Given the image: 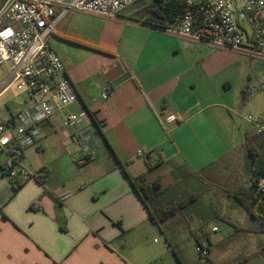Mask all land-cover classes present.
<instances>
[{"label":"crops","instance_id":"crops-1","mask_svg":"<svg viewBox=\"0 0 264 264\" xmlns=\"http://www.w3.org/2000/svg\"><path fill=\"white\" fill-rule=\"evenodd\" d=\"M131 7L117 19L72 12L58 22L49 43L89 113L95 154L81 161L80 146L47 125L46 137L25 150L23 162L30 175L43 174V183L35 177L13 182L0 167V264H175L172 255L188 264L182 250L188 233L195 241L207 237L210 264H224L217 251L224 242L227 251H243L228 264H264V235L249 230L246 213L228 193L239 183L224 180L235 157L250 159L251 147L264 149V126L246 133L245 146L232 117L242 105L264 116L262 62L246 67L234 103L227 59L232 51L153 28L144 23L143 8ZM258 70L254 87L248 75L257 77ZM107 88L115 93L103 100ZM26 105L15 112L9 106L0 123ZM160 113L185 121L167 123ZM207 172L222 174L228 186L209 183ZM140 177L160 183L158 205L199 196L159 227L133 188L131 178ZM213 219L227 224L224 236L214 238L220 229L210 228Z\"/></svg>","mask_w":264,"mask_h":264},{"label":"built area","instance_id":"built-area-1","mask_svg":"<svg viewBox=\"0 0 264 264\" xmlns=\"http://www.w3.org/2000/svg\"><path fill=\"white\" fill-rule=\"evenodd\" d=\"M140 0H0V69L9 63L10 72L0 82V96L16 86L27 98V105L8 121L0 123V162L3 173L13 182L31 177L44 182L42 173L30 175L23 168L24 152L46 137V126L67 135L80 146L78 158L92 160L95 148L90 143L89 113L82 107L66 68L49 43L57 24L72 12L117 19ZM182 12L166 28L172 36L214 49L233 51L262 62L259 88L264 94V0H177ZM115 91L107 88L101 98L109 100ZM167 123L180 124L185 116L159 114ZM249 121L264 126L262 118ZM257 194L264 198V174ZM217 228L213 227V231ZM198 238L196 250L209 255Z\"/></svg>","mask_w":264,"mask_h":264},{"label":"rangeland","instance_id":"rangeland-1","mask_svg":"<svg viewBox=\"0 0 264 264\" xmlns=\"http://www.w3.org/2000/svg\"><path fill=\"white\" fill-rule=\"evenodd\" d=\"M194 1H199V0H194ZM153 2H154V0H140L136 5L132 6L131 8L132 9L145 8ZM51 38L49 39V42H51L54 39V38H52V39ZM212 49H214V48H212ZM214 50H217V49H214ZM227 59L231 65L229 67L228 71L232 74L231 78H232V84H233V89H232V91H230L231 97H229V99H233L234 103H235L238 99V95L236 93L237 87L243 83V77H245V75H247V72H248L246 67L249 65H253V67L255 66L258 68V62H257L258 60L252 59L251 57H249L247 55L238 54V53L233 52V51H232V53L227 54ZM218 65H220V63H218ZM10 68H11V64L9 63L8 65H6L0 69V79L1 80L3 79V77H5L10 72ZM260 71L258 70L257 77H256V75H254L253 72H249L248 77L249 76L253 77L252 85L254 87L258 86L257 82H258V78L260 76ZM26 100H27V98H26L25 94L22 91H19L16 88V86H14L10 90H8L5 94L0 96V120L5 119L6 116L9 115V110H8L9 106H11L12 112H15L20 106L24 105ZM249 116H253L254 118H262L264 120V116L263 117L258 116L252 110H250L249 108H247L246 106H243V105L236 107V109L234 111H232V117L234 119L238 134L242 135L241 140H243V141H242V143L241 142L240 143L245 145V146L248 144L247 141L244 139L246 133L254 135L257 132L256 127H254L255 124L247 119ZM252 149H253L254 153L256 154V159L259 161H264V149L256 148V147H252ZM4 159H5V156L2 155L0 157V162L3 161ZM250 159H251V157H250ZM250 159L246 156V154H244V155L239 154V156L237 158L235 157L233 159V161L235 162L234 163V169L232 171L228 169L226 171V177L223 176L222 174H221V176H219L220 175L219 173L218 174L217 173L216 174H213V173L210 174L208 172L205 173V176L207 177V180L209 183L215 184L216 186H219V187L225 186V188H226L228 186L222 180V178H224V177L226 178V179H224L225 181L230 180L233 184L239 183L235 187L240 186V185L244 184L243 181H245V177H246L247 172H248ZM229 163L230 162H227V161L224 162V166H225V164L227 165ZM219 168H222V164L219 165ZM240 179H242V180H240ZM227 189L230 191L232 189V187L228 186ZM231 215L233 217H235V216H237V213L234 211H231ZM213 224L217 225L220 229V231L217 233V235L214 236V234H213L214 238L224 236L226 230L228 229L227 224L220 219H213L212 221H210L209 222L210 228L212 227ZM154 238H156L157 241H160V243L162 241L164 242V239H162L161 236L156 235ZM151 241H152V243H154V239H152ZM152 245L156 246V244H152ZM205 245L207 246L208 242H205ZM196 247H197V243L194 240L193 235L188 233L187 237H184V242H183V249H182L183 250V256H184L183 260H185L188 264H210L206 257H201L199 255V253L196 250ZM226 248H227V243L224 242L223 244H220V246H218V250H217L219 255L221 256V258H220L221 262L224 264H228V262L230 263L231 260L236 258L239 254H241V256H243L242 250L234 249L232 251L231 250L227 251ZM231 252H232L233 257H231V255H230ZM183 256H181V257L183 258ZM172 257L175 261V264H179V262H177L176 256L172 255ZM218 264H220V263H218Z\"/></svg>","mask_w":264,"mask_h":264},{"label":"trees","instance_id":"trees-1","mask_svg":"<svg viewBox=\"0 0 264 264\" xmlns=\"http://www.w3.org/2000/svg\"><path fill=\"white\" fill-rule=\"evenodd\" d=\"M182 10L183 5L177 0H154L153 3L141 10V16L144 18V23L153 28L161 29L169 26ZM249 151L251 164L248 181L228 191V193L237 199L241 210L246 213L250 223L249 230L264 235V198L256 192L258 182L264 174V163L256 159V154L252 147ZM146 162L148 169H152L154 164L150 160L149 155L146 157ZM131 182L134 190L147 207L150 220L159 227L199 196L197 193L190 194L179 201H171L164 205H158L156 200L162 193L160 183H147L144 177L138 179L131 178ZM192 232L194 236H197L196 238L199 237L197 230H193Z\"/></svg>","mask_w":264,"mask_h":264}]
</instances>
